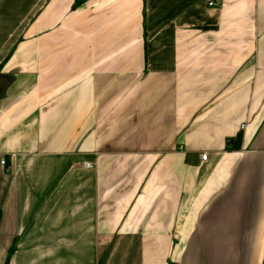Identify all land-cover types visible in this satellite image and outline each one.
I'll list each match as a JSON object with an SVG mask.
<instances>
[{
	"label": "crops",
	"instance_id": "1",
	"mask_svg": "<svg viewBox=\"0 0 264 264\" xmlns=\"http://www.w3.org/2000/svg\"><path fill=\"white\" fill-rule=\"evenodd\" d=\"M75 3L0 0V264H264V0Z\"/></svg>",
	"mask_w": 264,
	"mask_h": 264
},
{
	"label": "trees",
	"instance_id": "2",
	"mask_svg": "<svg viewBox=\"0 0 264 264\" xmlns=\"http://www.w3.org/2000/svg\"><path fill=\"white\" fill-rule=\"evenodd\" d=\"M85 1H86V0H76V3L73 5V7L76 8L78 5L84 3ZM241 137H242V135L238 136V141H239V142H240V140H241ZM14 251H15V246L13 245V246L10 248V250H9V253H8L7 259H6V261H5L4 264H9V263H10L11 255L14 253ZM169 264H179V263H177V262L174 261V262H169Z\"/></svg>",
	"mask_w": 264,
	"mask_h": 264
},
{
	"label": "built area",
	"instance_id": "3",
	"mask_svg": "<svg viewBox=\"0 0 264 264\" xmlns=\"http://www.w3.org/2000/svg\"><path fill=\"white\" fill-rule=\"evenodd\" d=\"M211 3V5H213L214 4V2H210ZM243 128L245 127V125H243L242 126ZM208 156H209V153L208 152H204V154H202V156H201V158H202V160H206L207 158H208ZM3 165H5L6 164V160L5 159H3L2 160V162H1ZM83 165L85 166V167H93V163H91V162H84L83 163Z\"/></svg>",
	"mask_w": 264,
	"mask_h": 264
}]
</instances>
